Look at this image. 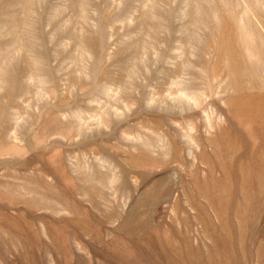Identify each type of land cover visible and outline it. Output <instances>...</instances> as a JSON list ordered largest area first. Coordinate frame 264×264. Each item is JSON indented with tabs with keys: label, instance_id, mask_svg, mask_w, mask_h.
<instances>
[{
	"label": "rangeland",
	"instance_id": "1",
	"mask_svg": "<svg viewBox=\"0 0 264 264\" xmlns=\"http://www.w3.org/2000/svg\"><path fill=\"white\" fill-rule=\"evenodd\" d=\"M0 264H264V0H0Z\"/></svg>",
	"mask_w": 264,
	"mask_h": 264
},
{
	"label": "bare ground",
	"instance_id": "2",
	"mask_svg": "<svg viewBox=\"0 0 264 264\" xmlns=\"http://www.w3.org/2000/svg\"><path fill=\"white\" fill-rule=\"evenodd\" d=\"M246 4V3H245Z\"/></svg>",
	"mask_w": 264,
	"mask_h": 264
}]
</instances>
